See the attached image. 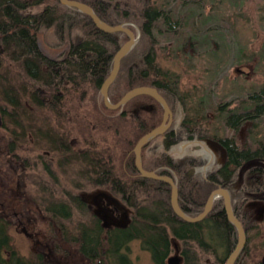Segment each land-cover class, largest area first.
<instances>
[{
  "label": "trees",
  "instance_id": "16d2710c",
  "mask_svg": "<svg viewBox=\"0 0 264 264\" xmlns=\"http://www.w3.org/2000/svg\"><path fill=\"white\" fill-rule=\"evenodd\" d=\"M76 1L90 5L108 24H124L140 36L109 87L112 103L136 87L151 86L173 112L174 124L143 147L144 168L176 182L179 205L191 217L204 211L214 190H229L234 214L247 234L234 264H264V252L251 246L250 235L254 230L259 235L264 222V138L252 135L253 125L264 122V84L232 102L214 104L210 109L220 114L227 132L213 134L193 122L174 73L161 66L158 56L174 41L180 42L179 48L195 51L214 46L225 32L216 28L209 39L204 12L188 10L187 0L173 1L170 8L155 0ZM260 10L264 21V4ZM48 34L55 40L45 42ZM129 39L124 31L101 30L90 15L60 0H0V129L5 152L0 153V170L10 176V155L27 145L50 152V158L46 153L45 157L56 162L58 173L50 170L56 181H41L40 187L68 198L52 193L44 204L35 200L34 208L47 212L45 233L52 235L54 229L60 240L75 243L88 264H133L123 250L137 240L154 264H168L174 250L180 253V264H226L239 235L227 217L224 198L214 201L203 220L188 222L173 209L171 185L143 177L136 167L134 148L163 122L161 103L143 94L118 109L105 104L102 84L113 69L114 56ZM228 47L229 58L239 59L241 50L234 43ZM256 54L264 59V43ZM247 123L252 126L240 138ZM181 129L198 134L179 142ZM60 175L66 180L62 188ZM78 190L85 191L82 198ZM96 191L120 202L124 217L110 215L104 224L91 214L85 198ZM249 203H259L257 212ZM76 209L82 221H73ZM126 214L129 221L120 222ZM7 227L0 219V264H60L58 258L48 257L46 247L32 259L19 255Z\"/></svg>",
  "mask_w": 264,
  "mask_h": 264
},
{
  "label": "rangeland",
  "instance_id": "374dc122",
  "mask_svg": "<svg viewBox=\"0 0 264 264\" xmlns=\"http://www.w3.org/2000/svg\"><path fill=\"white\" fill-rule=\"evenodd\" d=\"M155 1L157 5L165 8L173 7V3H176L173 2L176 0ZM186 3L188 10L204 12L202 19L205 20L206 34L209 39L217 32L216 28L225 34L219 35L218 44L214 43V46L213 44L210 46L209 44L203 45L198 51L184 45L183 48H179L180 42L178 41L166 44L165 48L159 51L158 61L165 70L174 73L179 92L187 102L188 112L193 122L197 121L202 128L209 129L213 134L224 136L227 130L223 120L220 114L215 111L212 112L210 108L220 101L232 102L264 84V59H259L256 54L264 43V21L261 20L260 16L262 13L260 8L264 4V0H187ZM213 20L216 22L213 23ZM188 32L189 30L183 32L184 36ZM53 40L55 37L52 34L46 35L45 42L48 43ZM229 43H234V46L241 50L239 59L229 58ZM239 68L243 69L244 72L239 73L237 70ZM172 124H174V115L170 127ZM250 126L252 124L247 123L241 129L240 138L246 137L247 129ZM253 126L252 135L264 138V122L255 123ZM2 133L4 130L0 129V153L4 154L3 143L1 142L4 141L2 140ZM197 134V131L189 132L188 130L185 132L181 129L177 135L179 142H182L186 141L189 136H197ZM154 145L155 143L152 148ZM31 146L27 145L24 149L16 150L19 154L20 168H12L10 176L4 175L0 170V186L6 185L8 187L5 192L0 191V203L5 202L14 205L12 213L15 224L8 227V233L12 239L11 245L18 250L19 255L27 259H32L36 252H39L42 247H46L48 257L58 258L60 264H88L77 251L78 247L75 243H66L64 240H60L59 236L55 235L57 231L54 229L52 235L45 233L46 224L44 223L47 212L33 208L36 205L35 200L44 204V200L53 195L63 200L68 197L58 190L54 193L42 190L40 184H25V180L20 178L23 172L22 162H27V165H37L36 155L39 151L30 150L33 149ZM81 146L82 143L79 142L77 147ZM12 155L14 157L15 154ZM12 155H10V160L14 159ZM1 157L2 154L0 160ZM28 162L31 163L28 164ZM25 171L27 176L28 173H31L28 168ZM59 178V182H61L59 186L62 188L65 185L64 180H62L63 176L60 175ZM10 188L16 190L17 194L12 193ZM84 193L85 191L78 190L77 195L81 196ZM68 200L70 199H67V202ZM59 202L57 201L55 205L60 204ZM15 211L20 214L24 211V219L28 223L27 229L36 235L34 240L20 230L22 226L18 224V218L14 215ZM72 218L74 222L82 221L79 219L78 210L76 212L73 210ZM261 219H264V216ZM260 230L259 235L256 230L251 232V246H257L264 252V222L261 223ZM47 238H51V240H46ZM53 239L58 240L57 244ZM48 241L50 242L45 244ZM128 248H125L123 252L129 255L133 264H154L151 254L142 248L139 240L130 242ZM174 255L175 250L170 256Z\"/></svg>",
  "mask_w": 264,
  "mask_h": 264
},
{
  "label": "water",
  "instance_id": "95a60500",
  "mask_svg": "<svg viewBox=\"0 0 264 264\" xmlns=\"http://www.w3.org/2000/svg\"><path fill=\"white\" fill-rule=\"evenodd\" d=\"M60 1L63 4H66V5L72 6V7H76L80 11H82L83 13L90 15L92 17L93 21L95 22V24L101 30H103L105 32H109V33L116 32V31H124L130 37V39L118 50V52L114 56L113 69H112L110 75L108 76V78L102 84L101 91H102L103 96H104L105 104L109 109H118L121 106L125 105L127 102H129L131 99L135 98L136 96L143 95V94L150 95V96L154 97L158 102L161 103V105L164 108L163 122L161 123V125H159L155 129H153L149 133L145 134L136 144V146L134 148V152L136 155V167L143 177L162 180V181H165L171 185V187H172L171 201H172L173 209L177 215H179L181 218H183L184 220H186L188 222L194 223V222H198V221L203 220L212 210L214 201L219 197H223L224 202H225V211H226L227 217H228L229 221H231L236 226V228L238 230V235H239L236 248L228 256V259L226 261V264H234L236 259L239 256V254L241 253V251L245 247V244L247 241V234H246V231L244 229L243 224L234 214V210H233V206H232V200H231V194H230L229 190L222 188V187H219L216 190H214L211 193V195H210V197L206 203L204 211L202 213H200L198 216L191 217L187 213H185L179 205V201H178L179 192H178V186H177L176 182L170 176L159 175L155 171H148L143 166V160H142L143 147L146 144H148L152 139H154L158 135L163 134L165 131H167L168 128L170 127L171 123H172L173 112H172L167 100L164 98V96L155 87L141 86V87H136V88L130 90L129 92H127L122 97V99L119 102H117L116 104L112 103V101L109 98V87L114 82V80L116 79V77L119 73L121 61H122L123 57L126 56V54H128V52L132 49V47L138 41L140 36L138 35L136 37L135 34L129 28L124 26V24H119L116 26H112V25L108 24L107 22L102 20L96 14L94 9L90 5H88L86 3L79 2L76 0H60ZM209 142L212 145L223 148L220 143H218L214 140H209ZM23 231L25 234H27V231L25 229ZM180 263H181V257L178 255L170 256L168 258V264H180Z\"/></svg>",
  "mask_w": 264,
  "mask_h": 264
},
{
  "label": "flooded vegetation",
  "instance_id": "af4514ba",
  "mask_svg": "<svg viewBox=\"0 0 264 264\" xmlns=\"http://www.w3.org/2000/svg\"><path fill=\"white\" fill-rule=\"evenodd\" d=\"M0 125H1V121H0ZM31 148H33V149H30V150L39 151L37 153V155H36V161L37 162L35 161L37 163V165H35V166L27 165V162L26 163L22 162L21 167H22L23 172H22L20 178L25 180V184L29 183L31 185L39 184V182H41V181H43V183H51V184L55 183L56 178H54V176L50 175V170L51 171H55L56 174L58 173L56 171V162H55L53 157H51L50 160H48L45 157V153H46L48 155V157L50 158V156H49L50 152L48 150H45V149L40 150L41 148L40 149L39 148L35 149L34 146H31ZM17 151H18V149H17ZM14 154L15 155L13 157L14 159L12 160V165H13V168H18L19 169L20 168L19 154H17V152H15ZM30 163L31 162H28V164H30ZM27 168L31 172V173H28V176H27V172L25 171ZM36 174L38 176H34ZM28 179H29V181H28ZM62 180H64L63 182L65 183L66 180H65L64 176H63ZM0 184H1V176H0ZM7 188L8 187L5 185V186L0 188V191L2 192V190H3L5 192L7 190ZM10 191L12 193L17 194L16 190H13V189L10 188ZM82 196H83V194L81 195V198H82ZM85 199H86V202L88 203V207L90 209L91 214L96 215L97 218L100 217L103 220H105L103 222L104 224L108 222L107 218H109L110 215L114 214V215H117L119 217H121V216L124 217L125 207L122 204H120V202H117L110 195H103V194L99 193L98 191H96L94 193H91ZM258 204L259 203H249L248 206H250V208H252V210H255V212H256L257 209H258V206H259ZM0 206H1L0 219L4 220V224L7 225L8 227L10 225L15 224L14 216H13V213H12L14 205L12 203L6 204L5 202H1ZM14 215L18 218V224L22 226L20 230L24 233L23 230L25 229L27 231L28 235L25 234V233L24 234L29 236L30 238H32L34 240L36 235L34 233H30L28 231V229H27L28 223L24 219V217H25L24 211H22L21 214L19 212L15 211ZM28 220H30V219H28ZM127 221H129V219H128V215L126 214V217L123 220H120V222H125L126 223ZM8 227L6 228L7 230H8ZM175 255L180 256V253L179 252H175Z\"/></svg>",
  "mask_w": 264,
  "mask_h": 264
}]
</instances>
